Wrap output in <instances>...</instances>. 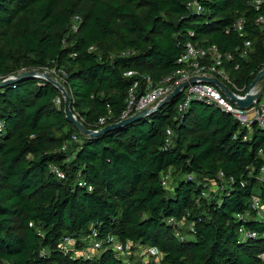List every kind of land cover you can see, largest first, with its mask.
Instances as JSON below:
<instances>
[{
    "label": "trees",
    "instance_id": "trees-1",
    "mask_svg": "<svg viewBox=\"0 0 264 264\" xmlns=\"http://www.w3.org/2000/svg\"><path fill=\"white\" fill-rule=\"evenodd\" d=\"M258 14L264 1L256 9L251 0H0V76L64 70L49 75L79 120L98 130L120 121L135 80L144 87L146 77L156 83L177 69L188 43L232 53L225 71L246 90L264 67ZM239 17L241 32L232 28ZM180 100L90 137L66 119L51 81L26 76L0 87V264H127L107 236L130 242L129 252L155 246L163 264H264V216L252 207L253 197L264 205V128L247 132L202 100L178 113ZM168 170L172 189L161 181ZM209 181L217 189L206 196ZM171 217L191 224L189 237L176 236ZM240 227L258 237H242ZM93 229L104 241L97 254L58 248L70 236L82 250Z\"/></svg>",
    "mask_w": 264,
    "mask_h": 264
},
{
    "label": "built area",
    "instance_id": "built-area-1",
    "mask_svg": "<svg viewBox=\"0 0 264 264\" xmlns=\"http://www.w3.org/2000/svg\"><path fill=\"white\" fill-rule=\"evenodd\" d=\"M264 0H251L253 6L258 9L261 3ZM196 9H200V6L197 3H194ZM79 18L76 17L75 20ZM244 20L242 17L236 18L233 22V30L241 32L243 29ZM255 23L258 24L259 28L264 31V15L258 14ZM76 29V26H73ZM250 40H245L241 53V56L247 54L248 48L250 47ZM233 59V54L230 52L221 51L216 44H206V45H197L188 43L185 47L184 52L178 57L177 63L180 65L177 69L173 70L171 73L164 76L161 80L156 83H153L149 77L145 79L144 87H140L139 81L135 80L128 88L125 108L123 109L120 120L129 117L130 115L135 114L136 112L154 107L160 100L164 99L169 93H171L177 86L183 82H187V85L184 88L180 89L181 100L177 104L178 113L184 112L194 99L202 100L208 104H214L222 111L230 113L240 124V126L245 127L247 132L252 130L253 124H257L258 127L264 128V96H260V91L258 90L257 82L252 87H247L245 90V85H237L225 71L224 64L227 61ZM50 73L54 74L56 77L63 78L65 76L64 70L50 69ZM48 72V73H49ZM134 71H127L126 76L134 75ZM202 76H211L220 80L227 88L232 92L233 95L238 98H244L246 94H255L258 93V99H253L251 104L247 107H240L236 102H232L229 97H227L223 91L213 83H207L202 80ZM8 77H1L0 80L6 79ZM56 79V78H55ZM191 79H194L193 82H190ZM57 80V79H56ZM61 93V91H60ZM62 97L63 94L61 93ZM64 98V97H63ZM61 102V96L55 98V103L59 105ZM106 118H100L99 123H104ZM4 129V123L0 121V131ZM167 144L170 143L172 136V131L167 129ZM73 140L79 141V139L74 135ZM67 144L62 146V150H66ZM74 157V153L67 155L66 161H69ZM52 170L59 178L64 177V173L53 167ZM261 172L264 174V166L261 168ZM219 175H223V172L220 171ZM171 176V175H170ZM169 172H164L161 176L162 185L166 189H172V184L170 181ZM79 186H85L86 183L82 180L78 181ZM88 190H91V186L87 187ZM252 207L258 211L259 215L264 216V205L258 200V198H252ZM168 222L175 224L178 227L179 223H176L175 220L171 217L168 219ZM190 230L193 232V227L190 226ZM178 230L175 232L176 236L179 239H183V236L178 235ZM239 232L242 237L246 238H256L258 235L255 231L247 230L244 227L239 228ZM264 237V234L262 235ZM103 240L97 238L96 230L93 229L92 233L88 235V244L85 248L79 251L74 250V239L72 237H64L60 241L58 248L66 253L68 251L76 252L77 254L83 255L85 258H89L91 255L90 251L98 250L103 246ZM107 245L117 253L118 256L122 258V255L125 253L129 254L130 242H120L114 236H107L105 239ZM147 256L154 258L153 262L150 264H163L161 262L162 252L155 246L147 247L146 249ZM126 256L125 258H127ZM259 257L264 260V254H260ZM124 259V258H122Z\"/></svg>",
    "mask_w": 264,
    "mask_h": 264
},
{
    "label": "water",
    "instance_id": "water-1",
    "mask_svg": "<svg viewBox=\"0 0 264 264\" xmlns=\"http://www.w3.org/2000/svg\"><path fill=\"white\" fill-rule=\"evenodd\" d=\"M26 76H35V77H41L44 79H47L49 81H51L57 88L59 91H61V93L63 94L64 97V113H65V117L68 121H70L75 127L76 129L83 135H88L90 137L99 135L105 131L114 129L120 125H123L125 123L131 122V121H135L139 118H143L147 115H149L151 112L157 110L159 107H161L164 103H166L169 99L177 96L180 93V89L184 88L187 85V82H183L182 84H180L179 86H177L171 93H169L164 99L160 100L154 107L152 108H146V109H142L138 112H136L133 115H130L127 118H124L116 123H111V124H107L106 126L98 129V130H92L88 127L85 126V124H83L79 118L74 114L73 110L70 108L69 105V100L70 97L68 96L65 87L62 86V84L57 81L54 78H51V76L49 75L48 72L46 71H40L38 69H32V70H27V71H23L19 74L16 75H11L6 79L0 80V87H4L7 84H12L14 83L17 79H20L22 77H26ZM264 76V67L262 69H260L257 74L255 75V77L253 78L252 82L250 83L249 87L254 86L257 82H259L262 77ZM203 81L207 82V83H213L215 85H217L222 91L223 93L230 98V100L232 102H236L237 105H239L240 107H247L248 105L251 104L253 99H258V93L255 94H246V96L244 98H238L237 96L233 95L232 92L227 88V86L225 84H223L220 80H218L215 77H211V76H202L201 77ZM194 79H191L190 82H193Z\"/></svg>",
    "mask_w": 264,
    "mask_h": 264
},
{
    "label": "rangeland",
    "instance_id": "rangeland-1",
    "mask_svg": "<svg viewBox=\"0 0 264 264\" xmlns=\"http://www.w3.org/2000/svg\"><path fill=\"white\" fill-rule=\"evenodd\" d=\"M44 71L49 72L48 70H44ZM258 90L260 91V96L263 97L264 96V84H259L258 85ZM168 172H169V176L172 175V172L170 170H168ZM170 181H171V184L173 186L175 183L173 182L174 180H173V178L171 176H170ZM229 186H230V184H228L225 181V187H229ZM216 189H217V185L215 183H213L212 181H209V183L206 186V189L204 190L203 194L207 196L208 192L214 191ZM190 226H191V224H187L184 221L180 222L179 225H178V228H177L178 231H179L178 235L179 236H183V238L185 236L189 237V235H187V230H190ZM68 237H70V236H68ZM90 252L93 253L92 255L98 253V251H96V250L90 251ZM126 256L131 257V259L129 260V258H125ZM122 258H124V261L127 264H136V263L149 264V262L154 260L153 257L147 256L146 250L143 249L140 245H136L134 247V249L132 248V250L129 252V255L127 253L126 254L124 253L122 255Z\"/></svg>",
    "mask_w": 264,
    "mask_h": 264
}]
</instances>
